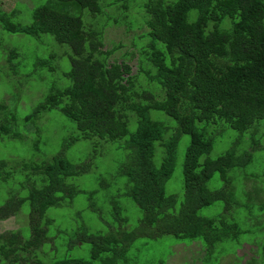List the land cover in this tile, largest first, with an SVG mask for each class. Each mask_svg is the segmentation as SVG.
<instances>
[{
    "label": "trees",
    "instance_id": "16d2710c",
    "mask_svg": "<svg viewBox=\"0 0 264 264\" xmlns=\"http://www.w3.org/2000/svg\"><path fill=\"white\" fill-rule=\"evenodd\" d=\"M120 2L109 0L108 4ZM1 3L0 29L36 38L49 34L58 45L37 57L34 68L54 71L56 58L68 54L70 68L63 76L70 82L56 85L54 81L23 118L32 124L34 136L29 145L34 157L0 158V189H18L9 190L0 200V219L18 216L24 202L29 207L28 233L19 229L0 232V264H129L136 257L134 250L164 235L190 239V245H199L194 240L200 239L207 253L199 245L192 254L198 259L202 253L201 264H205L218 243L238 245L248 240L240 239L250 230L240 227L235 212L240 206L250 209L244 201L238 203L227 172L248 165L251 151L238 153L230 146L214 158L208 154L214 144L211 131L220 127L219 121L242 133L264 118V0H144L147 30L138 34L139 40L131 36L139 54L135 72L126 59L128 51L118 60L112 57L118 46L104 48L102 26H84V9L94 15L102 11L98 0H47L32 9L29 23L16 21L21 11H5ZM121 4V9H127V1ZM18 56L15 47L9 49L10 72L19 71ZM145 80L148 84L142 86ZM0 109L5 112L7 105L0 103ZM53 109L73 121L78 132L64 136L60 149L46 159L41 152H46L44 146L50 139L36 121ZM152 110L164 112L174 126L153 117ZM12 119L2 118L0 141L16 138L25 143L28 131L14 129ZM129 121L135 122L132 130ZM181 134H187L189 142L182 163L183 199L176 209L178 197L167 193L166 183L174 170ZM95 137L100 140L96 142ZM94 138L93 150L85 159L73 162L65 155L74 141ZM156 142L163 148L159 165L154 162ZM251 147L264 150L254 133ZM115 149L127 150L114 169L115 177L96 169L99 187L92 190L69 181L90 171L98 150L109 155ZM215 172L224 184L211 190L208 181ZM101 190L105 193L98 200ZM77 194L84 195L91 218L99 226L91 229L80 209L75 216L65 210L69 224L64 226L54 219L52 215L72 204ZM120 195L131 199L134 207L123 204ZM219 200L224 201L222 212L198 213ZM263 202L259 206L264 207ZM52 207L58 209L50 214ZM248 241L262 247L255 261L264 264V243L256 238ZM64 243L69 250L88 244L89 258L62 253ZM221 258L219 254L213 262L221 264ZM154 264L166 262L158 259Z\"/></svg>",
    "mask_w": 264,
    "mask_h": 264
},
{
    "label": "rangeland",
    "instance_id": "374dc122",
    "mask_svg": "<svg viewBox=\"0 0 264 264\" xmlns=\"http://www.w3.org/2000/svg\"><path fill=\"white\" fill-rule=\"evenodd\" d=\"M46 1L47 0H0L5 11H10L12 8L21 11V16L15 20L21 21L22 23H29L32 20V9ZM98 1L102 5V11L100 13L94 15L87 9L83 10L82 20L84 26L86 28L88 26L92 28H101L102 26L104 32V48L118 46L116 51L112 54V57L118 60L122 59V54L125 51H128L129 55L126 59L131 63L132 71L135 72L139 54L138 51L133 49L134 45L131 36L133 35L139 40L138 34H142L147 30L143 16L144 8L142 4L144 0H123L128 3L127 9H121L119 7V5L122 7V0L115 5H109V0ZM115 6H118L120 10H115ZM116 16L118 22H115ZM127 25L130 27L128 31L126 30ZM57 46L58 45L49 34H41V37L36 38L24 33H12L0 29V103L7 105V110L5 112L1 113L0 109V122L5 115L10 119L14 117L15 120L12 119L13 122H16L14 129L20 128V130L23 129L28 131V133L26 132L25 134V143L21 144L17 142L16 138H11L4 142L0 141V158L6 160H25L34 157L32 148H30L29 145V142L32 141L34 136L33 130L31 129L32 124L31 122H24L23 118L42 100L54 81H56V85L70 82V80H67V77L63 76V71L70 68V60L68 54L60 57L58 56L55 60L54 71H48L44 68L35 69L33 62L37 57L46 56L50 50L53 48L56 49ZM14 47L19 51V56L15 57V62L19 63V71L17 73L10 72L7 67L8 51ZM142 84V86H146L148 83L145 80L142 81ZM151 115L153 117H158L166 125L174 126V121L172 122L170 117L162 111L152 110ZM36 122L42 125V133L46 134L45 136L50 139L49 144L44 146L46 152H41L42 155H47L46 159L50 158L52 154L60 149L59 145L64 136L76 134L78 132L75 123L66 119V117L56 109L42 113ZM219 123L220 127L211 131V134L214 136V144L208 156L214 158L230 146H235L238 153L243 150L251 151L252 159L248 165L245 167H234L230 169L227 174L230 177L238 203L244 201L250 209V212H248L247 209L240 206L235 212V217L238 218L240 227L250 230L240 239L254 240L256 238L257 242L264 243V237H262L264 233L262 230V228H264V220L261 219V213L264 218V207L259 206L263 202L260 193L264 196V150L258 147H251L252 133H254L255 139L260 145L264 144V118L259 119L254 126L242 133L232 129L224 121H219ZM128 126L129 129L132 130L136 125L135 122L129 121ZM254 127L255 131H252ZM171 129L170 127L169 131ZM95 138L74 141L65 152V155L73 162H79L85 159L93 150L92 146ZM99 140L100 139L96 138V142ZM188 142V135L181 134L177 144L174 170L172 176L166 183L167 193L176 194L178 197L176 209H178L183 199L182 163ZM155 145L156 152L154 162L156 165H159L163 148L159 145V142H156ZM126 153L127 150L115 149L111 154L105 155L98 150L93 159V166L90 171L87 174L70 177L69 181L78 186V188L81 187L87 190L98 188L100 171L98 172L96 169L99 168L103 172H110L115 177L116 174L114 169L120 165L119 163ZM202 158L203 157H201V159ZM223 184L224 181L218 172H215L208 181V187L211 190L221 188ZM9 190L16 191L18 189H0V200L8 196ZM20 192L24 193V190L21 189ZM104 193L103 190L99 191L96 194V199L99 200L104 196ZM120 197L123 204H127L132 208L134 207V202L131 199L122 195H120ZM103 200L102 198L100 201L102 202ZM105 203H108V201L106 200ZM52 208L53 209L50 208L48 210L49 213L50 210H52L50 214H53L54 210L58 209ZM28 209V203L24 202L20 207L18 216L11 215L6 219H0V232L19 229L20 232L24 234L28 233ZM67 209L68 211L66 212L70 213L68 216H75V212L80 209L83 220L91 225V229L99 226V222L96 223V219L91 218V213L87 208V200L84 195L77 194L72 204H69L67 208L64 207L63 210H57V215H55V213L52 215L61 226H64L69 220L65 214V210ZM223 210L224 201L219 200L210 205L203 206L199 209L198 213L204 216H214ZM129 213L135 217L131 210ZM64 239L65 238L62 237V240ZM248 240H242L238 245L230 241L218 243L213 253L210 255L211 259H209V261L206 259L205 264H217L214 263L213 260L217 259L219 254L223 257L221 258V264H263V261L261 263L255 261V259L259 257V253L262 252V247H259V244L256 242L254 243ZM148 241V245L142 246L139 250H134L136 257H133V259L129 261V264H154L158 259H164L166 264H201V258L204 259L202 253L198 255V259L196 254H192L195 249L200 247L199 245L204 249L200 239L194 240V242H198L199 245H190L192 240H179L170 235H164ZM189 247L190 250L185 251L184 248ZM60 249L62 253H66L68 256L89 258L90 248L86 243L77 245L70 250L64 243V245H61ZM205 253H207L206 250ZM22 264L30 263L23 262ZM93 264H99V262L93 261Z\"/></svg>",
    "mask_w": 264,
    "mask_h": 264
}]
</instances>
